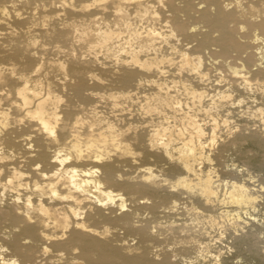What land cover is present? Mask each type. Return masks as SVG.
Listing matches in <instances>:
<instances>
[{
  "label": "bare ground",
  "instance_id": "6f19581e",
  "mask_svg": "<svg viewBox=\"0 0 264 264\" xmlns=\"http://www.w3.org/2000/svg\"><path fill=\"white\" fill-rule=\"evenodd\" d=\"M0 33V264H47L49 250L72 264H124L131 254L115 243L121 233L150 239L158 209L176 210L184 194L187 218L170 221L171 229L195 238L219 229L216 240L232 229L228 247L249 241L264 262V232L252 230L261 223L254 211L264 180L256 188L245 178L221 177L213 165L232 144L253 140L264 148V126L245 132V124L230 126L221 116L235 87L264 98V0H0ZM37 35L89 56L68 52L45 66ZM250 43L255 54L250 48L240 63L232 61ZM10 44L22 50L20 58L4 48ZM207 56L227 64L221 77L238 84L227 89L222 82L225 89L210 95ZM57 72L63 80L53 77ZM263 112L262 105L252 111ZM221 122L230 127L216 144ZM137 159L150 162L138 169ZM256 162L250 158L248 174ZM31 240L43 245L36 249ZM222 251L213 264H224ZM139 258L151 264L147 247Z\"/></svg>",
  "mask_w": 264,
  "mask_h": 264
},
{
  "label": "rangeland",
  "instance_id": "374dc122",
  "mask_svg": "<svg viewBox=\"0 0 264 264\" xmlns=\"http://www.w3.org/2000/svg\"><path fill=\"white\" fill-rule=\"evenodd\" d=\"M195 1H197V0H195ZM231 22L233 23L234 21L232 20ZM164 23L165 22H161L160 24L163 25ZM238 23H242V22L240 21ZM146 25H148V24H146ZM165 28H166V26L163 27L162 29H165ZM208 29H209V31H211V28H208ZM212 33H217V30L213 31ZM240 33H242V32H240ZM4 34L5 33H0V36L2 37V36H4ZM62 34L63 35H61V37L66 36V33H62ZM124 34L125 33H122V36H124ZM1 37H0V41L3 42L5 38H1ZM35 39H36V41H38L37 39H39V42H42V43H40V46L38 45L39 44L38 42H36V45H35V43H33V44H31L32 45L31 47H32V49H34L35 46L38 45L35 49L41 50V51H42V48H44L43 51L45 50L46 52L44 51V53H42L43 51L42 52L39 51L38 54H39V57L41 58L40 60H42L45 63V66H46V64L48 65L49 62L54 61V60L65 61L66 59H68V57H70L69 55L71 53H75L78 55L83 54L81 56H85V57L89 56V54L87 52L83 51L82 49L80 51V48L77 45H72L69 42L65 43V44H63V42H60L59 44L58 43H55V44L52 43L53 44L52 45L51 41L43 35L42 36L37 35V36H35ZM49 41H50V43H49ZM120 41L121 40L117 41L116 43H119ZM48 43L50 46H46V45H48ZM42 44H43V46L45 44V46L43 47ZM60 44H62V45L60 46ZM251 44L252 43H250L249 45H251ZM263 44H264V42H263ZM59 47H61V48H59ZM4 48H8L11 51L12 56H14L15 58H17V59L20 58V54H21L22 50L18 46L14 45V44H12V45L10 44ZM46 48H47V50H46ZM250 48L253 49L252 53L255 54V47H254V45H251V47H249V49L247 51L239 52L237 54L238 57L237 56H235V57H237V58L241 57L242 58V56H241L242 54L245 57L246 53H248L249 51L251 52ZM209 51L210 50H206L204 53L209 54ZM59 52L61 54H59ZM68 52H69V55H68ZM48 53L50 56H48ZM50 53H52V56ZM58 55H60V56H58ZM97 55L99 57V60H103L106 57L105 51L103 49L101 51L98 50ZM257 55L260 56L259 54H256V55H254V57L259 59L260 57H258ZM53 57H56V58L53 59ZM235 57L233 60L229 59V61H231V60L235 61L236 60V62L240 63L242 59L241 60H240V58L235 59ZM256 58H254V59H256ZM47 59H48V61H47ZM205 60L207 62H209L208 63L209 65H211V66H207V67L212 68V69L207 68V69H209V71L208 70L207 71L213 72V73L215 72L214 74L210 73L211 76H209V78L211 77L214 79L213 84H211L212 83L211 81H213V79L212 80L209 79V81L211 82L210 85L208 84L210 95L212 94V92H213V94H216V92L220 88L225 89L226 84H227L226 88L228 89L229 84L234 85L237 82L236 81V82L232 83L231 81L225 80V78H224L225 76L221 77L223 75L222 71H221L222 68L224 69V70L222 69L223 73L226 74L228 72L227 64H223V63L221 64L220 63V61H222L221 59H218L219 62L218 61L216 62V61H214L215 58L210 59V57L207 56ZM207 62H206V64H207ZM215 64H217V65H215ZM216 66H218L220 71L218 70V68ZM253 66L256 67L257 64H255ZM42 74H44V75L43 76L40 75L39 77L42 78L43 80L46 79L45 76L49 75L45 72H43ZM52 75L55 79H58V80L64 79V78H62L64 76V74L61 75V73L57 72V73H52ZM52 75H50V76H52ZM58 75H59V77H57ZM60 75H61V77H60ZM213 75H215V77L218 76V79L220 77L221 80H219V81L216 80L217 81L216 82ZM94 78H96V77L94 76ZM226 78H228V76ZM209 81H208V83H209ZM222 82H224L226 84L224 85V83H223V85H219L220 83L222 84ZM214 83L220 87H217V88L213 87V86H215ZM237 84H238V82H237ZM237 84H235V85H237ZM211 87L213 88V90ZM216 89H218V90H216ZM232 93H234V95H235L234 96L235 101L233 103H231L228 107H226V109L221 110V116H223V117L227 116V118H228V121H229L228 125H230V126H232V125L241 126V124L246 125V123H247V126L244 125V127H246L245 132H247V130H249L250 128L252 130H255L257 127H263L264 126V112L263 113H252V111L254 109H256L259 105H262V107L264 108V98H262L260 92H258L257 89H252V90H248L245 92L241 87L240 88L235 87L233 89ZM210 95L207 96L208 99L205 97L207 101L210 100ZM239 99H241V100L239 101ZM136 103L139 104L138 102H136ZM4 106H6V107L12 106L13 107V103L11 105L10 101L5 100ZM134 108L137 109L138 105H135ZM230 110H231V112H230ZM134 111H136V113H138L140 115L139 110H134ZM245 112L246 113L250 112V113L246 114ZM209 117L210 116L206 115L203 112H201L199 115V118H201V120L202 119L205 120V121L203 120V123H205V125H207V124L209 125L210 122L212 121ZM208 118H209V120H208ZM231 119H232V122H231ZM207 120H208V122H207ZM254 123H257V124H254ZM223 124H225V123L221 122V125L219 126V128L217 130V143L216 144H219L224 138H227V135H228L227 130H229L227 128H229L230 126H228V125L226 126V124L225 125H223ZM249 125H250V127H249ZM225 128L227 130H225ZM250 158H257V162L253 166H251V172L250 173L253 175V177H254L253 179L247 178L250 175V173L248 174V171L245 169ZM215 160L213 161L214 162L213 165L219 166V167L217 166V170H218L220 176L223 178H232V179H243V178H245V180L248 183L254 185L256 188H258L260 186V182L262 180H264V148L257 146L253 140H247L245 142L241 141V142H238L236 144H232V145L228 146L227 149L223 151L222 156L219 159H215ZM136 162L139 165L138 169H143V167H144L143 165L148 164V162H150V160L137 159ZM205 164H207V163H205ZM240 167H242V168L240 169ZM134 168H136V167H134ZM138 169H136V170H138ZM255 177H258L257 178L258 180L255 179ZM252 180H253V182H252ZM254 182L255 183L257 182V183L255 184ZM261 191L264 193V189H261ZM178 201H179L178 208L172 212L170 210L163 209V207L158 209L156 216L153 218V219H155L157 227L158 226L160 227V225H158V223L159 224L160 223L161 224L167 223L166 224L167 226L165 224H163V225H161V228L155 227L154 228L155 233L152 234L150 239L142 241L141 238H139L140 236L137 234L127 235L123 232L121 233L123 235L121 237L122 239L117 240L115 243L118 244L117 246H124V250L128 249L129 250L128 252H130V254H131V257L129 259L125 260L124 264H141L139 256L145 251L146 247L148 248V256L151 259V264H156V261H159L164 257H168L167 264H213V261H214L213 254L217 253V251L219 249L223 250L222 251L223 252L222 257H223L224 264H264L263 260L257 254H255L253 252V249L251 248L252 246L250 245L249 241L241 247H238V246L232 247V249L230 247H228L229 244L233 243V239L230 236V234L233 233L232 229L228 230L227 236L223 237V240H221V239L216 240L215 239L216 237H218V234L220 232L219 229H215L214 231H211L209 233L208 232H206L205 234L203 233L199 236H198V233L195 232L196 238H197V236H198V238H200V240H199V241H201L200 243H199V241H197L198 243L196 242V240H198V238L196 239L195 237H190L188 235V233H186V232H181L180 230L171 229L168 226L169 223H171L172 221H174L175 223L176 222L182 223V222H184L183 220H185V218H187L186 217L187 213H185L184 211L181 210L183 205L185 204V202L188 201L186 198V194L179 197ZM256 208H257V210L255 209L256 211H254V213L258 216V218H260L261 223L256 224L257 227L253 228L252 230H259V231L264 232V194L262 196H260V199L257 202ZM144 215H147V214H144ZM244 216H247V215L244 214ZM182 235L184 236V238H182ZM185 235L188 236V238H189V240L187 242H189L190 239H192L193 241L191 240L190 243L186 242L187 243L186 244L185 241L188 238ZM260 236H261V233H260ZM181 238H182V240L187 238V239L183 240L184 244H182L183 241L180 240ZM214 240H215V242H214ZM259 240H261L260 241L261 245H264V236H261L259 238ZM204 241H205V243H204ZM30 242L34 245V247L36 249L40 248L43 245L42 241H36V240L32 241L31 240ZM129 244L131 245L130 248L128 247ZM205 246H207V248L203 250V247H205ZM8 250L10 251V249H8ZM230 250H232V251H230ZM54 253H55V251H53V250L52 251L49 250V252H46L43 255L44 256L43 261H45V260H46L45 262L48 261L47 264H72L70 262V260H64V258H60L59 256L55 255ZM113 264H116V263H113Z\"/></svg>",
  "mask_w": 264,
  "mask_h": 264
},
{
  "label": "snow or ice",
  "instance_id": "6c2138e0",
  "mask_svg": "<svg viewBox=\"0 0 264 264\" xmlns=\"http://www.w3.org/2000/svg\"><path fill=\"white\" fill-rule=\"evenodd\" d=\"M201 7H203V5H201ZM241 27L243 28V26H241ZM173 35H174V33H173ZM37 70H39V66H37ZM42 123H43V121H42ZM44 130L47 131V132H49V134H50L51 136H55V135H56L54 129L50 128L47 124H45V126H44ZM159 142L162 143L163 141H159ZM29 147H31V145H29ZM60 155H61L60 153H57L56 156L53 157V159H58V158H60ZM65 158H70V157H65ZM96 159L99 160V159H101V157H100V156H97ZM61 162H63V161L61 160ZM36 167L39 168L40 166H39V165H36ZM92 171H93V172H98L99 169H98V168H94ZM9 183H11V181H9ZM53 195H55V193H53ZM15 199L19 200L20 198H19V197H15ZM120 200H121L120 208H121V209L126 208L127 205H126L125 203H123L124 197L121 196V197H120ZM103 203L106 204V203H108V201H103ZM30 205H31V200H29V207H30ZM25 215H28V213L25 212ZM29 218H31V217H29ZM237 219H239V218H237ZM79 226H80V227H84L83 225H79ZM153 230H154V229H153ZM7 264H18V262H17L16 260H12V261H10V262H7Z\"/></svg>",
  "mask_w": 264,
  "mask_h": 264
}]
</instances>
